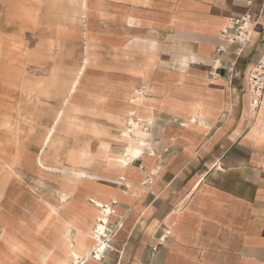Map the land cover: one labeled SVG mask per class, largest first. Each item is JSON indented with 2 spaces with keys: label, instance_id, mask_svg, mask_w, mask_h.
<instances>
[{
  "label": "crops",
  "instance_id": "crops-1",
  "mask_svg": "<svg viewBox=\"0 0 264 264\" xmlns=\"http://www.w3.org/2000/svg\"><path fill=\"white\" fill-rule=\"evenodd\" d=\"M24 1L0 68V264H264V0ZM243 17L237 60L222 33Z\"/></svg>",
  "mask_w": 264,
  "mask_h": 264
},
{
  "label": "built area",
  "instance_id": "built-area-1",
  "mask_svg": "<svg viewBox=\"0 0 264 264\" xmlns=\"http://www.w3.org/2000/svg\"><path fill=\"white\" fill-rule=\"evenodd\" d=\"M252 21L250 17H243L241 19L231 21L229 26L223 31L222 38L232 45H237L238 49L235 52L237 60L242 57L245 48L253 40V29L251 28ZM237 63H232L231 71L234 73ZM249 97H250V110L254 114L256 113L264 99V55L260 58L258 63L251 69L249 74ZM102 216H110L111 213L107 214V209L102 211ZM101 216V218H102ZM98 219L97 224L94 229V238L96 240V247L92 253L95 259H101L104 255L109 244L111 242V235H103L99 233V226H105L103 219ZM170 232L167 229L163 230V237L160 239V243L157 246L152 247L153 252L157 251L158 246L163 242L166 236H169ZM101 238L103 240L105 247L99 249Z\"/></svg>",
  "mask_w": 264,
  "mask_h": 264
},
{
  "label": "rangeland",
  "instance_id": "rangeland-1",
  "mask_svg": "<svg viewBox=\"0 0 264 264\" xmlns=\"http://www.w3.org/2000/svg\"><path fill=\"white\" fill-rule=\"evenodd\" d=\"M38 1L39 0H35V3L38 4ZM17 5L18 0H0V68H4V66H6V69L11 68V58L13 52L11 41L14 35L17 33V25L19 24V22H23L22 19H20L21 14L18 13ZM9 8L12 9L11 14L13 15H11L8 19L7 13ZM54 16L56 15L52 14V17ZM24 22L27 21L25 20ZM7 54H9V56H7ZM3 86L4 84L2 83V81H0V101L2 100L1 92L3 91ZM4 100L10 101L11 98L5 97ZM3 111L4 110L0 108V116H2V113H4Z\"/></svg>",
  "mask_w": 264,
  "mask_h": 264
},
{
  "label": "bare ground",
  "instance_id": "bare-ground-1",
  "mask_svg": "<svg viewBox=\"0 0 264 264\" xmlns=\"http://www.w3.org/2000/svg\"><path fill=\"white\" fill-rule=\"evenodd\" d=\"M136 15V14H135ZM79 77V76H78ZM78 79V78H77ZM75 84V83H74ZM99 233H101V234H103V235H107L106 233H105V228H104V226H102V225H100L99 226ZM101 243H100V245H99V249L101 250V248L102 247H105V245H104V243H102L103 242V240L101 239V238H99L98 239Z\"/></svg>",
  "mask_w": 264,
  "mask_h": 264
},
{
  "label": "water",
  "instance_id": "water-1",
  "mask_svg": "<svg viewBox=\"0 0 264 264\" xmlns=\"http://www.w3.org/2000/svg\"><path fill=\"white\" fill-rule=\"evenodd\" d=\"M171 197H172V196H171ZM171 197H170V199H171ZM170 199H169V200H170ZM169 200H168V203H169Z\"/></svg>",
  "mask_w": 264,
  "mask_h": 264
}]
</instances>
